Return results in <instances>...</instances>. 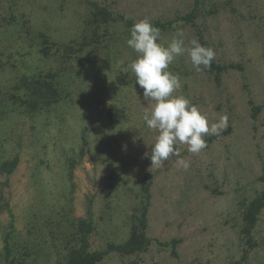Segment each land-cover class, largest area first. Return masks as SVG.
Listing matches in <instances>:
<instances>
[{
  "label": "rangeland",
  "instance_id": "1",
  "mask_svg": "<svg viewBox=\"0 0 264 264\" xmlns=\"http://www.w3.org/2000/svg\"><path fill=\"white\" fill-rule=\"evenodd\" d=\"M95 1L135 23L172 19L193 3ZM202 10L196 24L214 49L216 63L235 67L216 85L193 69L187 55L169 66L181 78L176 94L212 121L224 114L229 118L219 136L205 137L207 147L199 154L181 146L180 158L190 161L185 170L178 157L151 167L145 156L157 133L142 119L150 103L143 89L134 75L120 71L121 59L136 57L126 44L130 30L123 23L109 28L115 40L107 50L101 45L95 55L81 56L60 73L59 62L44 58L31 44L40 31L57 43L77 40L86 13L83 1L0 0V20L6 17L0 27V159L19 158L10 175L0 176V253L3 233L12 224L14 235L37 247L28 264H52L68 222L88 213L94 222L92 250L124 241L144 176L151 194L148 251L128 257L110 252L100 264H264V209L254 230L257 244L245 260L237 235L239 202L264 188V0H204ZM177 29H183L186 44L195 38L194 28L181 24L161 32L162 40L169 41ZM40 69L60 73L62 101L28 114L2 99L19 76ZM252 105L259 107L254 118ZM174 238L179 239L177 257L157 244Z\"/></svg>",
  "mask_w": 264,
  "mask_h": 264
},
{
  "label": "trees",
  "instance_id": "2",
  "mask_svg": "<svg viewBox=\"0 0 264 264\" xmlns=\"http://www.w3.org/2000/svg\"><path fill=\"white\" fill-rule=\"evenodd\" d=\"M82 1L86 7V13L77 40L68 43H57L50 40L46 33L40 31L37 33L33 44H31L44 58L53 56L60 64L58 70L60 73L64 72L66 65H70L72 62L79 63L81 56L95 55L101 50V45H104L107 50L108 44L113 43L115 40L112 33H110V27L116 23H123L130 30L135 23L131 18L125 17L124 14L108 4H101L95 0ZM203 1L193 0L192 7L186 14L177 15L172 19H152L151 22L160 29V32L175 30L181 24L190 25L194 28L195 38L202 45L208 46L203 31L196 24L198 17L203 13ZM7 17L13 20L14 16L10 13ZM5 20L6 17L2 21L0 20V27L6 24ZM22 26H25L24 23ZM27 31L28 29L25 28L22 35L27 34ZM2 66L3 62L0 61V67ZM234 67L235 65L219 64L214 60L211 68L205 69L203 72L211 76L214 84L219 85L222 74L227 69ZM59 74L52 70L42 69L37 73L22 74L7 91L5 90L2 93V99L17 106V108H23L28 114L46 111L65 97L63 88L59 83ZM258 109L259 107L252 105V118L255 117ZM81 141L80 154L83 153L86 144L84 135ZM18 160L17 155L0 159V176L10 175L16 168ZM145 178L143 176L139 181L140 201L130 213L129 233L124 241L117 244L109 242L103 249L92 250L89 237L94 230V222L90 213H88L85 217L74 218L68 222L52 264H100L110 252H115L121 257L137 256L147 252L151 244V239L147 236V213L151 194L149 184ZM260 179L264 180V176H261ZM263 209L264 188L250 199L241 200L238 204L237 235L242 245L241 260H245L257 244L254 238V230ZM9 228L3 233L0 262L2 264H28L35 257L36 245L33 246L28 240H20L14 235L12 224L9 225ZM178 242L179 239L174 238L167 242L157 241V244L170 249L171 256L177 257L175 250ZM197 264L206 263L199 262Z\"/></svg>",
  "mask_w": 264,
  "mask_h": 264
},
{
  "label": "clouds",
  "instance_id": "3",
  "mask_svg": "<svg viewBox=\"0 0 264 264\" xmlns=\"http://www.w3.org/2000/svg\"><path fill=\"white\" fill-rule=\"evenodd\" d=\"M126 44L136 57L121 59L120 71L134 75L143 89L144 100L150 103L144 107L142 119L157 133L150 154L146 152L145 156L151 160V167L178 157V164L187 170L190 161L180 158L181 146L187 145L188 152L199 154L207 147L205 137L219 136L228 127L229 118L224 114L212 121L187 97L176 94L182 87L181 78L169 66L177 57L187 55L193 69L202 72L211 68L216 53L195 38L186 44L183 29H177L169 41L162 40L160 29L149 18L134 23Z\"/></svg>",
  "mask_w": 264,
  "mask_h": 264
}]
</instances>
